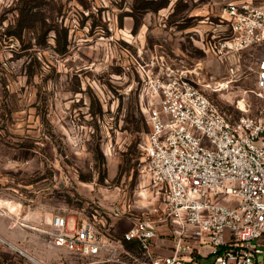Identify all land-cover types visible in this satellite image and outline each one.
<instances>
[{
  "label": "rangeland",
  "instance_id": "obj_1",
  "mask_svg": "<svg viewBox=\"0 0 264 264\" xmlns=\"http://www.w3.org/2000/svg\"><path fill=\"white\" fill-rule=\"evenodd\" d=\"M229 1L0 0V264H72L48 222L90 200L130 203L124 227L145 216L155 198L143 145L163 58L229 116L264 118L261 48L232 60L208 49L228 34Z\"/></svg>",
  "mask_w": 264,
  "mask_h": 264
},
{
  "label": "built area",
  "instance_id": "obj_2",
  "mask_svg": "<svg viewBox=\"0 0 264 264\" xmlns=\"http://www.w3.org/2000/svg\"><path fill=\"white\" fill-rule=\"evenodd\" d=\"M222 22L228 34L208 49L232 60L260 47L263 96L264 0L229 1ZM160 65L141 168L153 186L151 207L124 227L130 203L87 201L75 214L49 219L50 243L72 264H264V118L229 116L188 71L165 58Z\"/></svg>",
  "mask_w": 264,
  "mask_h": 264
},
{
  "label": "bare ground",
  "instance_id": "obj_3",
  "mask_svg": "<svg viewBox=\"0 0 264 264\" xmlns=\"http://www.w3.org/2000/svg\"><path fill=\"white\" fill-rule=\"evenodd\" d=\"M243 104V103H242ZM2 239V238H1ZM13 247V246H12ZM29 258L33 261V262H35L36 264H43V263H41V261H39V260H37L36 258H33V257H31V256H29Z\"/></svg>",
  "mask_w": 264,
  "mask_h": 264
},
{
  "label": "crops",
  "instance_id": "obj_4",
  "mask_svg": "<svg viewBox=\"0 0 264 264\" xmlns=\"http://www.w3.org/2000/svg\"><path fill=\"white\" fill-rule=\"evenodd\" d=\"M0 233L2 234V235H4V236H9V234H7V232H3V231H0ZM42 263V262H41Z\"/></svg>",
  "mask_w": 264,
  "mask_h": 264
},
{
  "label": "water",
  "instance_id": "obj_5",
  "mask_svg": "<svg viewBox=\"0 0 264 264\" xmlns=\"http://www.w3.org/2000/svg\"><path fill=\"white\" fill-rule=\"evenodd\" d=\"M3 240V239H2ZM20 251V250H19ZM21 253H23V252H21Z\"/></svg>",
  "mask_w": 264,
  "mask_h": 264
}]
</instances>
